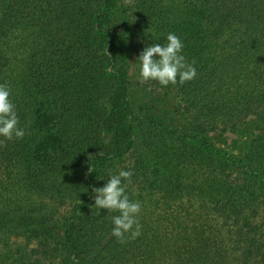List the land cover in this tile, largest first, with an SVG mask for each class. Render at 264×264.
<instances>
[{
  "label": "trees",
  "instance_id": "obj_1",
  "mask_svg": "<svg viewBox=\"0 0 264 264\" xmlns=\"http://www.w3.org/2000/svg\"><path fill=\"white\" fill-rule=\"evenodd\" d=\"M148 28L195 61L138 80L177 125L129 99ZM0 82L25 129L0 144V264H264V0H0ZM121 168L143 203L126 243L90 206Z\"/></svg>",
  "mask_w": 264,
  "mask_h": 264
},
{
  "label": "clouds",
  "instance_id": "obj_2",
  "mask_svg": "<svg viewBox=\"0 0 264 264\" xmlns=\"http://www.w3.org/2000/svg\"><path fill=\"white\" fill-rule=\"evenodd\" d=\"M149 33L153 42L145 44L136 60L141 83L155 81L166 88L169 85H183L196 78L195 61L187 59L184 54L185 44L180 36L169 32L166 34L165 43L161 44L154 42V33L148 28L145 36L148 37ZM106 70L111 73L115 71V67H108ZM107 107L110 108V105ZM24 136L25 129L20 126L12 89L7 82H0V144L13 139L20 140ZM92 172H96L94 164H90L87 174ZM133 175V170L121 168L114 174L110 173L103 186L91 189L94 204L90 206L97 210V215L101 209L116 213L111 217L110 234L120 243L138 238L143 229L140 218L143 203L139 199H132L127 192V182Z\"/></svg>",
  "mask_w": 264,
  "mask_h": 264
},
{
  "label": "rangeland",
  "instance_id": "obj_3",
  "mask_svg": "<svg viewBox=\"0 0 264 264\" xmlns=\"http://www.w3.org/2000/svg\"><path fill=\"white\" fill-rule=\"evenodd\" d=\"M133 33L132 30L130 32ZM131 65V78L129 83V99L134 111L143 113L148 112L163 118L167 123L177 125L182 121L181 116L174 114L168 102L158 95L155 91L139 84L137 71L130 51H127ZM132 57V58H131Z\"/></svg>",
  "mask_w": 264,
  "mask_h": 264
}]
</instances>
